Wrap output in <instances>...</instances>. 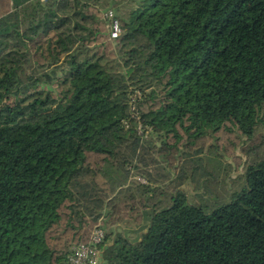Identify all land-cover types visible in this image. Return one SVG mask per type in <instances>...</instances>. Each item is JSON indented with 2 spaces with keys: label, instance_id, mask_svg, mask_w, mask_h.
<instances>
[{
  "label": "trees",
  "instance_id": "obj_1",
  "mask_svg": "<svg viewBox=\"0 0 264 264\" xmlns=\"http://www.w3.org/2000/svg\"><path fill=\"white\" fill-rule=\"evenodd\" d=\"M119 1L0 0V264H68L119 197L142 224L106 233L102 264H264V158L225 199L190 204L139 169L138 130L164 155L229 126L254 135L264 0ZM134 169L146 183L129 185Z\"/></svg>",
  "mask_w": 264,
  "mask_h": 264
},
{
  "label": "rangeland",
  "instance_id": "obj_2",
  "mask_svg": "<svg viewBox=\"0 0 264 264\" xmlns=\"http://www.w3.org/2000/svg\"><path fill=\"white\" fill-rule=\"evenodd\" d=\"M119 2L121 9L127 4L126 0ZM112 44L117 47L114 41ZM138 130L144 148H149L144 158L146 165L140 164L139 169L149 175L153 180V187L157 188L158 192L175 194L180 191L187 196L190 204H211L215 200L225 199L242 181L247 166L264 158V123L250 138L229 126L228 129H222L198 140L184 139L174 147L176 150L171 149L168 152L170 154L166 155L164 146L169 145H162L152 137L148 128L143 129L140 124ZM149 142H154L155 145L150 148ZM168 143L173 144L172 141ZM135 182L146 183L138 169L132 170L129 185L134 187ZM133 195L137 196L136 191ZM119 198L105 208L102 219L90 234L100 226L108 234V241H111L112 232L125 234L126 230H135L142 224V220L133 219L140 215L143 208L136 205L139 207L138 212L130 214L129 208L122 202V197ZM136 235L131 233L129 238L134 239Z\"/></svg>",
  "mask_w": 264,
  "mask_h": 264
},
{
  "label": "built area",
  "instance_id": "obj_3",
  "mask_svg": "<svg viewBox=\"0 0 264 264\" xmlns=\"http://www.w3.org/2000/svg\"><path fill=\"white\" fill-rule=\"evenodd\" d=\"M102 18L108 22L109 39L115 40L120 34L118 21L115 19L112 10L102 14ZM106 233L100 226H97L90 234L86 243L74 246L69 256L68 264H102L103 249L101 247Z\"/></svg>",
  "mask_w": 264,
  "mask_h": 264
}]
</instances>
